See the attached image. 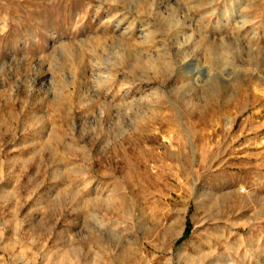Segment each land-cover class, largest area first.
I'll use <instances>...</instances> for the list:
<instances>
[{
  "label": "rangeland",
  "instance_id": "374dc122",
  "mask_svg": "<svg viewBox=\"0 0 264 264\" xmlns=\"http://www.w3.org/2000/svg\"><path fill=\"white\" fill-rule=\"evenodd\" d=\"M222 3L0 0V264H264V0Z\"/></svg>",
  "mask_w": 264,
  "mask_h": 264
},
{
  "label": "bare ground",
  "instance_id": "6f19581e",
  "mask_svg": "<svg viewBox=\"0 0 264 264\" xmlns=\"http://www.w3.org/2000/svg\"><path fill=\"white\" fill-rule=\"evenodd\" d=\"M218 1V0H217ZM223 3V5L225 6V9H224V12L223 13H225V15L226 14H228V13H230L229 11L231 10V8L233 9V7H231L232 5H233V0H221ZM238 1V0H237ZM247 1V0H246ZM219 2H220V0H219ZM214 4V3H213ZM236 4V3H235ZM244 6L241 8V10L239 9V14H240V11L241 12H243L244 14H243V17H241V16H237V17H239V18H237V20L234 22L235 23V29L237 30V31H239L240 32V34L249 26V23L252 21V20H249V17L251 18V16H252V11H251V9H250V5L248 4V3H246V4H243ZM224 6H222V7H224ZM234 6V5H233ZM218 7V6H217ZM238 7V6H237ZM216 8V7H215ZM214 10V9H213ZM235 11V10H234ZM238 11V10H237ZM214 12V11H213ZM237 13V12H236ZM238 14V13H237ZM220 15V14H219ZM233 15H235V14H233ZM223 17H224V15H223ZM222 17V18H223ZM225 17H228V15L227 16H225ZM227 19H229V18H227ZM234 19V18H233ZM229 20H231V19H229ZM228 20V21H229ZM218 21H219V19H218ZM220 22H222V20L220 21ZM227 22V21H226ZM231 22V21H230ZM230 22H228V24L230 23ZM219 24V23H218ZM224 24V23H223ZM228 24H226V25H228ZM229 25H231V24H229ZM232 26V25H231ZM224 30V29H223ZM225 31V30H224ZM230 34V33H229ZM239 34V33H238ZM233 36V35H232ZM204 37V36H203ZM228 37V36H227ZM226 37V38H227ZM241 37V36H240ZM225 38V39H226ZM228 38H230V39H232L231 41H233V40H235V43L236 44H238L239 42H238V39H236V38H232L231 36H229ZM204 40V39H203ZM240 40V39H239ZM226 41V40H225ZM225 41L224 40H222V42H224L225 43ZM228 41V40H227ZM233 43V42H232ZM262 93H264V91L262 90ZM179 252H178V254H177V258L175 259V261H173V259H168V261H167V263L166 264H177L178 263V260H181L182 258H183V256L185 255H183V253H182V251H181V248L178 250ZM184 257H187L188 259H189V257L188 256H184Z\"/></svg>",
  "mask_w": 264,
  "mask_h": 264
}]
</instances>
